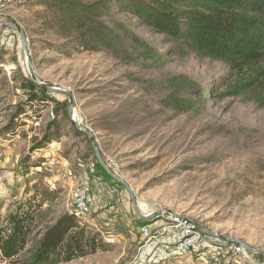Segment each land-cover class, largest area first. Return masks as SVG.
Wrapping results in <instances>:
<instances>
[{"label": "rangeland", "instance_id": "1", "mask_svg": "<svg viewBox=\"0 0 264 264\" xmlns=\"http://www.w3.org/2000/svg\"><path fill=\"white\" fill-rule=\"evenodd\" d=\"M9 20L23 28L38 78L72 94L75 120L131 186L141 212L191 217L202 229L197 250L178 253L176 231L162 218L143 220L156 223L153 241L130 234L137 214L129 191L104 175L72 123L69 97L33 86ZM162 40L118 0H34L0 16V240L15 227L26 239L12 257L0 250V264H31L46 231L73 217L67 196L32 173L53 142L90 178L94 204L89 222L73 217L77 227L46 264H264V253L232 254L239 243L208 234L264 250V106L219 100L227 66L168 53ZM150 48L164 58H148Z\"/></svg>", "mask_w": 264, "mask_h": 264}, {"label": "trees", "instance_id": "2", "mask_svg": "<svg viewBox=\"0 0 264 264\" xmlns=\"http://www.w3.org/2000/svg\"><path fill=\"white\" fill-rule=\"evenodd\" d=\"M118 1L162 36L168 53L194 54L223 62L228 72L217 82L220 91L214 95L219 100L242 98L264 106V0ZM171 43L173 47H169ZM148 52L145 53L148 58H164L156 48ZM198 97L206 98L202 93ZM194 104L189 101L187 106L191 108ZM104 175L109 178L107 173ZM12 222L15 223V218ZM76 227L73 217L65 215L57 226L46 231L31 264H46L67 232ZM25 241L15 227L4 242L0 240V250L12 257Z\"/></svg>", "mask_w": 264, "mask_h": 264}, {"label": "built area", "instance_id": "3", "mask_svg": "<svg viewBox=\"0 0 264 264\" xmlns=\"http://www.w3.org/2000/svg\"><path fill=\"white\" fill-rule=\"evenodd\" d=\"M32 1L34 0H0V16L6 13L11 4L23 5ZM39 150L44 151L43 148ZM45 151L46 154L42 155V159L38 161L39 163L34 169L36 171H32V173L43 174L44 180L52 192L67 196V210L70 215L80 222H89L88 215L91 214L94 204L90 178L81 175L73 167L70 159L59 151L57 142L49 144L48 149ZM156 217L165 220L170 224V229L176 231L178 239L175 249L178 253L187 256L199 248L203 241L202 230L191 217L178 212L169 213L164 210H161L160 215ZM135 219L136 221H131L127 224L130 234L140 236L147 242L158 238L153 235V230L155 229L153 226L156 223H145L138 216ZM163 231H166V229ZM107 241L110 244H116L117 236L110 234ZM243 250L244 246L242 244L238 246L233 244L230 247L232 254H240Z\"/></svg>", "mask_w": 264, "mask_h": 264}, {"label": "water", "instance_id": "4", "mask_svg": "<svg viewBox=\"0 0 264 264\" xmlns=\"http://www.w3.org/2000/svg\"><path fill=\"white\" fill-rule=\"evenodd\" d=\"M9 23H12L14 24V26L16 27L17 29V32L19 34V37L21 39V42H22V46H23V49L25 51V55H26V58H27V63H28V68H29V71H30V75H31V80L32 82L45 89V90H54V91H57V92H60V93H64L66 94L69 99H70V107H71V120H72V123L73 125L80 129L83 133H85V135H87V137L89 138L90 140V143L92 144L93 146V149H94V153H95V156H96V159L97 161L99 162L100 166L104 169V171L113 179L115 180L118 184L124 186L130 193L131 195V198H132V204H133V208H134V211L136 212L137 216L140 218V219H149V218H153V217H156L158 215H160L161 213V210H158V211H155L153 213H150V214H143L141 212V210L139 209V204H138V201H137V198L135 196V193L134 191L132 190L131 186L126 183L125 181H123L117 174H115L108 166L107 164L105 163L103 157H102V154L101 152L99 151V148L96 144V141H95V138L93 137V135L87 131L85 128H83L81 125H79V123H77V121L75 120L74 118V111H75V102H74V98L72 96V94L70 92H68L67 90L63 89V88H60L56 85H53V84H50V83H45L43 81H41L38 76H37V73L35 71V68L33 66V63H32V60H31V53H30V47H29V43H28V39H27V36L23 30V28L20 26V24L15 21V20H9L7 21ZM164 211H167L169 213H175L174 211L172 210H164ZM199 228L201 229V227L199 226ZM202 230V229H201ZM208 234L212 235V236H215L219 239H222L224 241H228V242H232V243H239V244H242L245 248H247L248 250H251V251H256V252H260V253H264V250H257L253 247H251L248 243L244 242V241H239L237 239H234V238H230V237H224L222 236L221 234L217 233V232H208Z\"/></svg>", "mask_w": 264, "mask_h": 264}, {"label": "bare ground", "instance_id": "5", "mask_svg": "<svg viewBox=\"0 0 264 264\" xmlns=\"http://www.w3.org/2000/svg\"><path fill=\"white\" fill-rule=\"evenodd\" d=\"M74 118H76V114L74 113ZM80 125V124H79Z\"/></svg>", "mask_w": 264, "mask_h": 264}]
</instances>
